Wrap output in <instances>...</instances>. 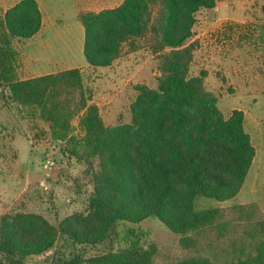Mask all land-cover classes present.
Here are the masks:
<instances>
[{
	"label": "trees",
	"instance_id": "obj_1",
	"mask_svg": "<svg viewBox=\"0 0 264 264\" xmlns=\"http://www.w3.org/2000/svg\"><path fill=\"white\" fill-rule=\"evenodd\" d=\"M217 1L122 0L115 8L81 12L87 66L30 79L16 76L14 41L37 34L38 5L19 0L5 11L0 7V88L23 113L42 120L52 140L73 143L71 155L98 161L86 213L73 214L58 227L35 214L1 217L0 264H36L29 258L51 252L59 236L89 247L112 239L126 248L86 260L60 256L48 264H156V248L145 243L148 232L138 226L145 220L177 235L183 251H198L165 264H264V219L254 204L233 208L249 220L257 216L240 246L222 257L198 254L205 242L212 247L230 231L219 208L200 204L234 198L254 157L243 112L234 109L225 118L217 95L204 85L205 72L190 74L196 15L207 12L212 20ZM138 40L156 56L155 86L136 85L129 122L105 125L91 101L98 77L91 81L85 70L113 67L128 53L127 44L131 51L141 48ZM77 115L79 139L70 128Z\"/></svg>",
	"mask_w": 264,
	"mask_h": 264
},
{
	"label": "rangeland",
	"instance_id": "obj_2",
	"mask_svg": "<svg viewBox=\"0 0 264 264\" xmlns=\"http://www.w3.org/2000/svg\"><path fill=\"white\" fill-rule=\"evenodd\" d=\"M16 1L0 0L2 11ZM121 2L79 0L77 5L75 0H41L42 33L14 41L17 78L30 79L80 66L85 61L84 31L77 16L115 8ZM212 12V20L207 12L196 15L190 74L205 72L204 85L217 95V107L225 118L234 109L243 112V128L254 149L253 162L237 196L222 203L203 199L200 204L206 209L219 208L230 231L221 240H214L212 247L205 242L204 252L198 254L222 257L230 247L241 245L244 232L257 218H245L244 213L233 210L236 205L254 204L264 219V0H219ZM137 46L141 48L131 51L127 44L124 51L128 53L111 68L85 70L91 81L98 77L92 83L91 101L98 106L105 125L129 122L136 85L155 86L156 56L149 53L143 40H138ZM79 117L70 121L71 135L77 139ZM72 148L73 143L52 140L48 126L23 113L8 90L0 88V220L7 214H35L58 227L73 214L86 213L98 161L81 155L76 158L71 155ZM138 226L148 232L145 243L156 248V264L197 255L198 251H183L178 236L156 220H145ZM125 248L112 239L89 247L59 236L51 252L29 258V262L48 264L60 256L86 260Z\"/></svg>",
	"mask_w": 264,
	"mask_h": 264
},
{
	"label": "crops",
	"instance_id": "obj_3",
	"mask_svg": "<svg viewBox=\"0 0 264 264\" xmlns=\"http://www.w3.org/2000/svg\"><path fill=\"white\" fill-rule=\"evenodd\" d=\"M36 1V3H37V5H38V8H39V10H40V13H41V27H40V29H39V31L37 32V35H40L41 33H42V31H43V28H44V17H43V15H42V12H41V6H40V4H41V0H35ZM76 1V3H77V5H78V3H79V0H75ZM106 2H109V0H105ZM112 2L114 1V0H111ZM17 2V1H16ZM15 2V3H16ZM14 3V4H15ZM12 6V5H11ZM34 36H36V35H34ZM33 36V37H34ZM85 66H87V64L85 63V61H82V64H80V66H72V67H69L68 69H74V68H76V69H83V68H85ZM67 70V69H66ZM41 76V75H40ZM36 77H38V76H36ZM253 162V161H252ZM250 169V168H249ZM248 174V173H247ZM242 188V187H241ZM239 193V192H238ZM237 196V195H236ZM235 196V197H236ZM234 197V198H235Z\"/></svg>",
	"mask_w": 264,
	"mask_h": 264
}]
</instances>
